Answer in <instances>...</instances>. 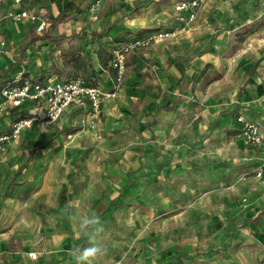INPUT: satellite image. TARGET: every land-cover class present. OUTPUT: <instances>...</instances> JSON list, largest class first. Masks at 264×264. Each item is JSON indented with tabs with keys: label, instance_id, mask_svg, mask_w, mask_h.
I'll return each instance as SVG.
<instances>
[{
	"label": "rangeland",
	"instance_id": "374dc122",
	"mask_svg": "<svg viewBox=\"0 0 264 264\" xmlns=\"http://www.w3.org/2000/svg\"><path fill=\"white\" fill-rule=\"evenodd\" d=\"M47 1L53 5L27 9L47 19L42 40L54 46L66 39L57 43L64 51L68 34L87 29L94 44L89 55L100 53L103 66L112 49L96 34L112 18L147 20L140 31L130 27L129 38L160 27L179 34L129 54L118 95L104 104L94 129L88 110L73 109L52 126L30 128L4 155L0 264H76L70 253L86 240L75 237L72 218L89 211L106 228V252L95 264H264V150L248 147L249 162H231L222 136L229 130V95L240 96L243 82L264 76V0H210L188 23L177 20L176 6L185 0H100L93 11L98 0H76L79 13L60 12L55 0ZM7 11L0 12V36L15 23ZM20 24L30 35L9 39L18 49L38 33L34 21ZM135 58L142 60L136 66ZM33 61L26 57V68L40 72ZM169 62L188 72L176 82L183 99L174 96L166 105L152 97L175 87L169 75L166 82L158 79ZM139 67L145 72L137 79L131 75ZM105 74L91 80L103 84ZM209 101L228 112L213 124L211 143L197 140L193 129Z\"/></svg>",
	"mask_w": 264,
	"mask_h": 264
},
{
	"label": "crops",
	"instance_id": "0c3cea01",
	"mask_svg": "<svg viewBox=\"0 0 264 264\" xmlns=\"http://www.w3.org/2000/svg\"><path fill=\"white\" fill-rule=\"evenodd\" d=\"M47 4L48 6L53 5V4H50V2L47 0H37V1L25 0L21 9L30 10L32 9V7L33 8H35L36 6L42 7V6H47ZM10 8H12V6L10 5V3L6 2L0 8V12L2 13L4 11H7ZM112 19L113 20L109 22H104L101 25H99V30L102 32L101 33L99 32L96 34L97 39L103 40L105 45L107 46L108 51L110 52H111V49L114 50V48L116 47L114 46L115 42L127 40V37H128L127 32L131 31L130 27H133V28L138 27L136 29H139L140 31L146 25V21H147L143 18H135V19L130 20L128 24H126L125 22L124 24L122 23L120 24V23H117V18H112ZM39 22L40 21L34 22L36 23L35 24L36 31H37V26ZM11 23H12L11 25L3 28V33H1V36H0L1 38H4L7 41V47H8V50H6V52L0 54V67H1L0 69H2L1 70L2 72L0 73V80H2L1 78L4 77L3 80L7 81L8 79L13 78L18 72L23 71V72H26L27 78H30V80L31 79L33 80L34 78L35 79L34 81H39V80L40 81H46V80L61 81V80H66V79L73 78V77H78V78L80 77L83 79H87L89 83L91 84L99 85L105 89H109L112 87L114 72H113L111 65L109 67L105 65L106 62L110 64L111 56H106L108 58L104 60L105 61L104 66L101 65L99 58H98V55L100 53L93 52V55L96 57L97 64L95 62V57L94 58L90 57L89 48L91 46H94V44L93 45L91 44L92 42L90 40L91 35L87 33V31L89 30L87 29L83 30L81 33L79 31H76V33H79V35L73 36V37H71V35L68 34L69 39H67L66 42L69 43V46L64 47V51H61L59 49L60 47L57 46L58 45L57 43H61L62 45H64L65 43L62 41L66 39L61 40L60 38H58L59 39L58 41L60 42H57L53 46V41H49V40L43 41L42 40L43 33L38 31L37 35L34 38H31L32 40L34 39L32 44L31 43L29 44L31 47V50H29L27 54L23 53L21 55V52L25 51V50L23 51L22 48L26 46L27 43L18 49V48H14L13 47L14 45L12 46V43L9 41V39H11L12 37L14 39H16L15 37H27L30 35V33L28 32L26 28H23L20 23H17V24L13 22ZM172 25L174 26L176 25V23ZM103 29L105 30L103 31ZM167 29H170V28H167ZM28 46H26V48ZM94 49L96 50V48ZM26 57H32V59L34 60L33 62H35L34 66L41 68L40 72L37 71L38 68L35 70L31 69L30 68L31 65L26 68L25 62H24L26 60ZM18 58L19 59L22 58L23 62L22 63L19 62ZM167 59H171V54L167 56ZM139 60H137L136 58L134 59V61H136L134 64L135 66L136 64H139ZM98 67L101 69H99ZM167 67H168L167 72L166 71L160 72L161 73L160 75H162V77L159 78L158 76L159 82L162 83L161 82L162 79L165 80L164 82L168 81L166 77H168L169 75V79L171 81L173 80V83L175 82L174 84L175 87L172 88L171 91H170V87L165 91L161 90V93L159 92V90H155V97H152V99L154 101H157V103H160L161 101V104L167 103L166 105H169L172 103L171 99L174 96H177L178 102L180 100V97L183 99V94L180 92V85L179 86L176 85V82L179 81L180 83L181 81H183L187 77L188 71L184 66L180 64V62L175 63V64H173V62L172 63L169 62ZM102 71L103 73H106L104 76L105 80L103 81L104 82L103 84H101L100 82H97V81L95 82L91 80L93 78L91 77V75L93 76L97 75L99 73H102ZM143 71L145 72V70H142V67L134 68L131 76H135L138 79L140 76H144L142 75ZM44 72H48L47 74L50 77L42 78L43 77L42 74ZM263 75H264V72H263ZM98 77L100 76L98 75ZM258 78H260V81L257 80ZM258 78H256V82L254 81L255 83L249 82L248 84H246L245 82H243L244 84L242 86L243 88L241 90L242 92L240 93V96H238V94H234L236 97L235 99L233 98L234 95L233 96L229 95L231 97L229 100V130L224 131L222 133V136L225 137L229 142V160L232 159L235 162H238L241 160V161H246L247 163L252 159L251 152L249 151L250 148L244 145L243 140L240 136V124H238L237 122V116L239 114L245 113L251 118L255 119L257 122H259V124L261 125L263 136H264V76L258 77ZM150 81H151L150 85L152 87H156L154 85L157 81L154 82V85L152 84V80ZM146 84L149 85V82H146ZM132 85L133 84H131V86ZM137 85H140L138 86L140 88H145L143 84L137 83ZM149 90H150L149 93H154V90L150 88ZM0 104L3 107L2 108L3 110L0 109V120H1L0 135H1V134L11 132L10 131L11 123H12V120H14V117L16 116V111L12 108V106L9 103H6L4 101V98L1 94V90H0ZM206 104L208 105L204 107L207 108L208 111L206 112L204 110V113H202L203 118H201L199 121H197L198 119L194 120L195 122L193 124V129L197 136V140L201 142L209 141L211 143L215 140L214 135H216L215 132H212L213 124L217 121L218 117H222V118L228 117L226 116L228 115V112L225 111L221 113V111L217 107L216 101L214 102L209 101ZM223 104L220 103L219 105H223ZM73 109H77V108L69 109L63 117L67 116ZM217 113H218V116H216ZM202 122H206L207 124L203 126L204 123ZM202 127H204L203 130H201ZM30 130L32 131V129H26L23 133L31 132ZM259 150L260 151L264 150V144L263 146L258 147V151ZM263 157H264V153H259V158H261V160L263 159ZM261 166L263 170L264 166L263 165ZM233 182L237 183V181H233Z\"/></svg>",
	"mask_w": 264,
	"mask_h": 264
},
{
	"label": "built area",
	"instance_id": "2783aa9c",
	"mask_svg": "<svg viewBox=\"0 0 264 264\" xmlns=\"http://www.w3.org/2000/svg\"><path fill=\"white\" fill-rule=\"evenodd\" d=\"M25 0H0V8L7 2L12 6L7 11L6 18L20 23L24 19L34 22L40 21L37 31L41 32L47 25V19H40L27 10L21 9ZM210 0H185L176 6L177 20L188 23L194 21L197 11L204 8ZM97 3L92 4V11ZM14 7V8H13ZM18 8V9H16ZM94 13V12H93ZM179 30L175 28H159L149 31L142 36L129 38L126 42L116 46L113 50L110 65L115 70L113 86L105 89L99 85H90L83 78L69 81L46 80L34 81L23 76V71L18 72L1 89V94L6 103L16 111V116L11 123V132L0 135V161L11 146L22 136L26 129L33 127H49L59 122L65 113L73 107H83L89 111L88 121L90 128H95L105 102L113 99L123 83L127 57L137 50L147 49L159 41L169 40L178 36ZM7 41L0 37V53L6 52ZM260 81V78H258ZM3 107L0 104V109ZM240 124V136L246 147L258 148L264 144L261 125L245 113L237 116Z\"/></svg>",
	"mask_w": 264,
	"mask_h": 264
},
{
	"label": "clouds",
	"instance_id": "9594fccd",
	"mask_svg": "<svg viewBox=\"0 0 264 264\" xmlns=\"http://www.w3.org/2000/svg\"><path fill=\"white\" fill-rule=\"evenodd\" d=\"M78 225L77 239L84 238L86 244L72 249L70 255L76 264H95L98 257L105 254L103 234L106 231L101 217L95 211H89L79 217H73Z\"/></svg>",
	"mask_w": 264,
	"mask_h": 264
},
{
	"label": "trees",
	"instance_id": "16d2710c",
	"mask_svg": "<svg viewBox=\"0 0 264 264\" xmlns=\"http://www.w3.org/2000/svg\"><path fill=\"white\" fill-rule=\"evenodd\" d=\"M35 1H37V0H35ZM56 1V3H57V7H58V9H59V11L60 12H65V11H67V12H76V13H79L80 12V8H79V5H78V3L76 2V0L74 1V0H55ZM181 2V1H180ZM157 29H159V28H157ZM157 29H154V30H157ZM154 30H150V31H154ZM147 32H149V31H146L145 33H140V35L139 36H142V35H144V34H146ZM129 37L130 36H128L127 37V40L129 39ZM34 40V39H33ZM33 40L31 39V41L30 42H28L27 44H26V46H28L30 43L32 44V42H33ZM127 40H122L123 42L122 43H124V42H126ZM121 43V44H122ZM121 44H119V45H121ZM119 45H117V46H119ZM26 46H24L23 48H22V50L24 51L25 50V48H26ZM142 50H144V49H141V50H137V51H135V52H133V53H137V52H139V51H142ZM112 53H113V50H112ZM112 53H111V56H112ZM133 53H130V55L131 54H133ZM129 57V56H128ZM128 57H127V60H128ZM126 66H127V62H126ZM113 69V68H112ZM255 69H256V65H254L253 67H252V72H254L255 71ZM113 72H114V70H113ZM27 74H26V72H23V76L25 77V78H27V76H26ZM114 75H115V72H114ZM113 75V76H114ZM46 76H43L42 78H45ZM76 78H78V77H73V78H69V79H66V80H61L63 83L65 82V81H69V80H72V79H76ZM12 78H10V79H8L7 81H6V83L7 82H9L10 80H11ZM33 80H35L34 78H33ZM88 84H90V85H94V84H91V83H89V81L87 80V79H84ZM5 83V84H6ZM4 84V85H5ZM2 89V88H1ZM108 102V101H107ZM106 103V102H105ZM104 106V105H103ZM73 108H77V109H80V110H84V108L83 107H73ZM102 109H103V107H102ZM101 109V110H102Z\"/></svg>",
	"mask_w": 264,
	"mask_h": 264
}]
</instances>
